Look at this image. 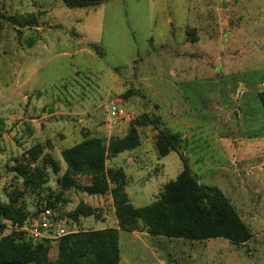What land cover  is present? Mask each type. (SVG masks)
<instances>
[{"label":"rangeland","instance_id":"rangeland-1","mask_svg":"<svg viewBox=\"0 0 264 264\" xmlns=\"http://www.w3.org/2000/svg\"><path fill=\"white\" fill-rule=\"evenodd\" d=\"M263 91L264 0H0V201L27 215H0V239L47 244L54 261L61 237L32 230L43 214L68 233L115 226L110 192L63 189V150L94 137L108 147L136 127L139 145L105 152V168L128 175L110 186L150 204L183 156L253 236L237 244L120 230V264H264ZM113 106L129 116L112 117ZM162 131L181 135L175 149Z\"/></svg>","mask_w":264,"mask_h":264},{"label":"trees","instance_id":"trees-1","mask_svg":"<svg viewBox=\"0 0 264 264\" xmlns=\"http://www.w3.org/2000/svg\"><path fill=\"white\" fill-rule=\"evenodd\" d=\"M63 1L71 7H85L104 0ZM259 98L264 109V91L260 92ZM149 122L151 119L147 115L141 120V123ZM130 134L108 147L104 140L94 137L65 148L63 157L68 164V173L60 179L63 189L76 187L91 194L110 192L123 229L135 230L144 226L152 235L184 239L224 237L237 244L252 238L250 228L229 197L218 186L201 183L183 156L182 171L175 180L165 184L157 200L150 204L137 207L122 187L110 186L113 181L124 187L127 175L120 168H105L109 157L105 152L108 148L113 153L135 148L140 143L136 127ZM161 134L172 149L181 140L179 133L162 131ZM79 174H93L95 178L91 185H84L76 177ZM0 215L19 223L27 219L24 209L14 202L0 201ZM48 250L47 244L7 235L0 239V264H120L119 229L105 227L67 232L60 238L54 261L48 260Z\"/></svg>","mask_w":264,"mask_h":264},{"label":"built area","instance_id":"built-area-1","mask_svg":"<svg viewBox=\"0 0 264 264\" xmlns=\"http://www.w3.org/2000/svg\"><path fill=\"white\" fill-rule=\"evenodd\" d=\"M110 115L115 118H126V116H129L128 113H124L123 109L117 108V106H113V108L110 110ZM34 224L35 226L32 230L35 234L41 235V229L48 233L49 237L51 238H59L63 234L67 233L60 221L53 220L51 216L46 214H43L39 220L34 222Z\"/></svg>","mask_w":264,"mask_h":264},{"label":"crops","instance_id":"crops-1","mask_svg":"<svg viewBox=\"0 0 264 264\" xmlns=\"http://www.w3.org/2000/svg\"><path fill=\"white\" fill-rule=\"evenodd\" d=\"M127 174V173H126ZM128 176V175H127ZM147 178V177H146ZM148 179V178H147ZM129 195V194H128ZM130 197V196H129ZM138 207V206H137ZM116 218H117V220L115 221V223H116V225L115 226H110V227H115V228H118L119 229V231L120 230H126V231H130V232H133L132 234H133V236H135V237H137L138 235H135L136 234V230H138V229H135V230H127V229H123V228H121L120 227V221H119V219H118V217H117V215H116ZM106 226H104L103 228H105ZM103 228H96V229H103ZM148 232V231H147ZM149 233V232H148ZM150 234V233H149ZM121 249V248H120Z\"/></svg>","mask_w":264,"mask_h":264}]
</instances>
